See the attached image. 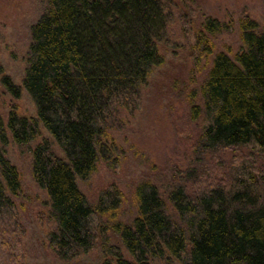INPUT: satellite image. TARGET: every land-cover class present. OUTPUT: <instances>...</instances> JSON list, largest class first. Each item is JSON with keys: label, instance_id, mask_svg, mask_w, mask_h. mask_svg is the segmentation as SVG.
<instances>
[{"label": "trees", "instance_id": "1", "mask_svg": "<svg viewBox=\"0 0 264 264\" xmlns=\"http://www.w3.org/2000/svg\"><path fill=\"white\" fill-rule=\"evenodd\" d=\"M172 21L168 0H46L31 27L21 83L0 63L4 87L14 97L25 89L36 107L35 117L11 110L7 129L28 148L33 177L49 196L56 228L47 239L60 259L100 246L102 264H151L155 258L167 264H264V27L249 15L240 19L244 48L234 57L217 52L199 92L189 96L192 117L200 119L195 150H234L230 167L195 187L170 183L161 191L140 181L130 221L120 217L123 196L115 184L94 203L79 187L100 160L111 165L120 154L110 137L113 122L122 109L140 107L151 72L165 61L158 43L167 41ZM228 27L210 17L203 22L209 34ZM195 52L196 60L212 53L201 32ZM42 128L50 137L41 136ZM0 141L7 143L1 120ZM3 153L0 264H25V226L12 198L21 178Z\"/></svg>", "mask_w": 264, "mask_h": 264}, {"label": "rangeland", "instance_id": "2", "mask_svg": "<svg viewBox=\"0 0 264 264\" xmlns=\"http://www.w3.org/2000/svg\"><path fill=\"white\" fill-rule=\"evenodd\" d=\"M168 3L173 21L167 41L158 43L165 61L151 72L142 90L140 107L122 109L110 130L120 154L111 165L100 160L87 179L78 180L92 203L102 190L115 184L123 196L120 217L127 221L136 213L135 190L140 181L149 180L161 191L170 183L195 187L201 180L217 179L230 167L234 150L214 153L195 150L200 119L192 117L190 90L199 92L217 52L224 51L234 57L244 48L240 30L243 16L249 15L264 27V0H168ZM45 4L46 0H0V63L17 84L25 75L31 27ZM207 17L217 19L228 29L207 33L203 28ZM200 32L209 39L212 53L196 60L195 43ZM11 110L28 117L36 115L35 104L25 89L19 97H14L0 81V120L7 137V143L0 141V150L17 167L21 178L20 193L12 198L19 220L25 226L22 237L25 264H102L106 256L100 246L70 260L60 259L49 246L47 235L56 228L48 213L49 196L33 177L28 148L15 143L7 129ZM41 136L50 137L44 128ZM56 151L61 154L57 148ZM191 169L193 172L188 175L186 171ZM111 241L119 244L124 256L130 258L116 237L111 236ZM151 264L167 263L155 258Z\"/></svg>", "mask_w": 264, "mask_h": 264}]
</instances>
